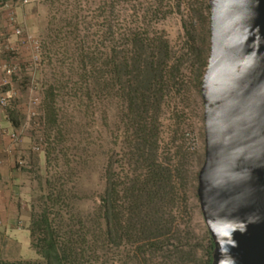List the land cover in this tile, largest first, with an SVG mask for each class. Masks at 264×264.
<instances>
[{"label": "trees", "instance_id": "obj_1", "mask_svg": "<svg viewBox=\"0 0 264 264\" xmlns=\"http://www.w3.org/2000/svg\"><path fill=\"white\" fill-rule=\"evenodd\" d=\"M156 1L140 13L128 0L74 1L66 25L48 20L40 43L46 176L29 226L38 258L0 264H162L179 187L158 160V120L179 64L162 32L148 30ZM198 64L197 81L204 56ZM7 118L15 128L12 113ZM87 120L112 131L101 139L90 125L83 137ZM90 174L95 196L77 189ZM211 250L210 243L205 264Z\"/></svg>", "mask_w": 264, "mask_h": 264}, {"label": "rangeland", "instance_id": "obj_2", "mask_svg": "<svg viewBox=\"0 0 264 264\" xmlns=\"http://www.w3.org/2000/svg\"><path fill=\"white\" fill-rule=\"evenodd\" d=\"M16 1L0 0V4H11L17 24L36 36L41 43L42 34L45 28H48L47 22L50 17L53 16L54 22H60L62 26L66 25L73 6L78 7L74 1L82 0H53L50 2L45 0L23 8H20ZM128 1V9L140 13L144 3L151 4L155 0ZM160 1L159 11L151 18L148 30L162 32V38L166 39L171 51V61H178L179 64L177 84L170 89L158 120V160L173 171L175 182L179 187L178 200L172 210V234L164 244L162 264H205L212 241L203 221L195 193L196 176L203 162L204 153L199 84L205 68L198 81L196 76L200 59L204 56L206 65L208 57L209 0ZM5 15V11L1 10L0 44L12 50L1 54L0 59L15 62L19 66V71L9 79L10 86L16 92V98L6 110H0V124L7 129L14 128L7 118L9 112L12 113L17 123L15 128L23 122L30 90L40 100L37 111L42 118V128L37 133L39 137L35 134L23 137L17 146L12 148V166L4 178L0 175V180L4 179L0 184V192L1 190L7 191L8 197L6 202L8 209L0 204V211H6L5 225L0 228V260L16 262L38 258L31 246L29 226L30 217L36 211L37 201L43 196L46 176L44 112L42 109L45 70L42 71V66H40V69L33 75L34 83L31 86V73L25 69L28 51L17 45L16 39L11 35V27L6 23ZM69 29L65 28V31ZM93 32L94 30L91 29L87 34L92 35ZM101 51L104 50L100 46ZM90 125H98L97 131L101 134V139L108 134L109 129L101 126L100 120H96L95 123L87 120L83 137L91 133ZM4 143L3 150L7 146V140ZM32 146H38L39 150L32 151ZM16 160L21 161L22 165L18 167ZM177 169L179 177L175 174ZM98 188L99 184L95 174L82 175L78 181L77 189L81 190V193L89 191L90 195L95 196ZM90 206V201L81 202L79 209L85 212ZM120 259L117 264H126V262L131 264L128 259Z\"/></svg>", "mask_w": 264, "mask_h": 264}, {"label": "water", "instance_id": "obj_3", "mask_svg": "<svg viewBox=\"0 0 264 264\" xmlns=\"http://www.w3.org/2000/svg\"><path fill=\"white\" fill-rule=\"evenodd\" d=\"M196 197L210 264H264V0H209Z\"/></svg>", "mask_w": 264, "mask_h": 264}, {"label": "built area", "instance_id": "obj_4", "mask_svg": "<svg viewBox=\"0 0 264 264\" xmlns=\"http://www.w3.org/2000/svg\"><path fill=\"white\" fill-rule=\"evenodd\" d=\"M45 0H17V5L20 8L26 7L31 4H36L38 2ZM12 5L0 4V12L5 11L6 13V23L11 27V35L16 39L17 45L21 48H25L28 51V60L25 69L31 73L30 84L34 83L33 75L40 69L41 61V44L39 39L32 35L31 33L25 31L21 26L17 24L16 17L12 10ZM8 49L6 46L0 44V55L7 53ZM12 52V51H10ZM19 71V66L13 61H5L0 59V110H6L10 103L16 98V92L10 86L9 79L15 76ZM40 104V100L36 97L30 90L29 96L27 98L24 120L17 127L12 129H7L0 124V137L7 140V146L4 148V152L11 155L12 148L17 146V144L26 135L35 134L39 137V131L42 128V118L37 111V106ZM32 151H38V146H32ZM2 161L0 160V167ZM16 165L19 167L22 165L21 161L16 160ZM3 226V221L0 214V228Z\"/></svg>", "mask_w": 264, "mask_h": 264}, {"label": "crops", "instance_id": "obj_5", "mask_svg": "<svg viewBox=\"0 0 264 264\" xmlns=\"http://www.w3.org/2000/svg\"><path fill=\"white\" fill-rule=\"evenodd\" d=\"M1 13V12H0ZM6 122V121H5ZM6 124H7V122H6ZM9 129H12L11 127L9 128ZM2 140V141H1ZM0 158H2V164H1V167H0V175L2 176V178H4V176H5V174H6V172L8 171V169L12 166L11 165V155H8V154H6L4 151H3V146H4V142L6 141V140H4V138L3 137H0ZM4 179H1L0 180V184H1V182L3 181ZM7 199H8V197H7V191H4V190H1V192H0V204H1V206H5L7 209H8V205L6 204V202H7ZM6 212V211H5ZM4 212V210H1L0 211V214H1V219H2V221H3V226L2 227H4V225H5V219H6V213ZM1 227V228H2ZM17 230V229H16Z\"/></svg>", "mask_w": 264, "mask_h": 264}]
</instances>
